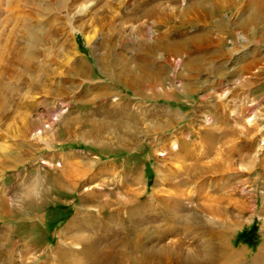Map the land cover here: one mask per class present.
I'll return each instance as SVG.
<instances>
[{"label": "rangeland", "instance_id": "374dc122", "mask_svg": "<svg viewBox=\"0 0 264 264\" xmlns=\"http://www.w3.org/2000/svg\"><path fill=\"white\" fill-rule=\"evenodd\" d=\"M104 1L77 0L73 4L69 2L70 7H63L58 15L60 19L54 26L57 30L55 37L50 31L41 33V35L46 34L51 37L50 44H44L36 38L33 40L31 35L37 31H45L51 24L52 13H49L44 7L50 6L53 9L57 5V0H28V3H22L12 12L24 14L26 18L21 20L28 24L26 28L30 34L21 39L18 31L15 36L18 39L17 46L24 47V44L27 43L39 45L41 47L40 55L49 54L53 57L50 66L56 70L55 76L51 79L55 93L49 95L48 99L68 102V106L61 105V109L52 111V108H48L40 102L43 99V94L27 88L23 82H21V87L17 85L18 90L14 98H24L27 100L26 103L18 107L14 102H8L6 110L0 112V192H8L10 187L16 189L19 183H23L27 173L33 174L34 172L40 173L44 186L53 187L51 179L67 167V159H63L61 155L65 152H73V158L78 160L90 158L95 162V168L97 166L102 168V175L95 182L102 178L106 181L112 178L116 179V177L122 178L121 167L116 170V175H112L108 173L107 163L119 164L134 160L136 162L135 169L143 182L142 198L147 199L150 196L156 180L163 184V190L160 192L169 195L173 192L170 183L179 181L185 171L179 165L182 162L176 156L174 157L173 150H170L172 136L176 135L179 155H185V158H182L184 163L193 159H200V161L209 159L214 156L215 151L206 148L209 133L205 128H201L205 124L206 116L216 115L219 120L215 125H225L226 121L233 123L232 120L241 121L240 117L243 116L245 119L250 113V111L247 112L251 97L249 90L260 89L264 93V28L251 34L241 27L235 26L250 16L249 7L240 4L238 8L224 9L219 15L213 14L212 18L207 21H198L191 16L182 18L179 12L190 0H166L167 7L174 6L177 10H175L176 14L173 12L169 14L162 25H152V19L142 16L141 20L145 21L144 25L140 24L141 20L125 23L122 30L119 31L114 26L101 27L91 22L95 9ZM132 1L134 0H122L119 10H130ZM136 1L142 2V0ZM144 1L142 5L146 8L151 5V1L163 0ZM7 2L8 0H0V28L2 20L9 14ZM20 10L23 12H19ZM117 11L118 8H115L116 13ZM218 16L226 19V26L232 24L229 26L230 28L227 26L229 30L224 33L211 29ZM22 22H19V27L23 25ZM209 30H211L212 36L215 37L216 34H219V38L224 40V50L228 47L232 51L227 56L214 54L210 63L218 67L223 63L224 66L213 72L199 71L195 66L186 64L191 58L210 54L212 50L210 47L190 43L185 48L177 46L176 53H173L161 47L151 46V41L158 32L164 33L167 41L180 42ZM241 37L243 40L239 41ZM120 51L125 54L124 62L130 67H135V74L141 73L137 66H144L157 70L160 79L144 87L143 93L134 92L115 82V79H112L111 71H116L115 67L117 66L115 65L118 63ZM94 57L102 58L101 63L109 71L106 76L100 72V62H98L99 65H96ZM255 57L258 62L249 64ZM80 59L87 60L93 67L92 73L83 77L86 81H81L82 77H77L74 69L75 63ZM235 60L239 61L234 63ZM248 64L250 66L246 67L245 71L240 70L236 75L235 71L231 70L233 66H247ZM118 68H121V64L118 65ZM11 80L13 83L20 82L19 77ZM71 81L76 87L66 91ZM235 81L238 83H233ZM57 85H60L61 89H58ZM80 90L82 92H79ZM97 92L101 96L95 98ZM262 92L255 97L256 101L264 102ZM116 98L120 104L129 103L134 110L143 106L151 113V116H155V119L151 117L155 122L149 121L150 118L142 121L141 127L147 131L141 133L136 142H130V139L126 137L124 142L129 143L128 146L105 149V146L99 147L81 139V126L95 124L96 120L103 117V110L98 107L112 105L116 102L114 101ZM70 100H74V102L70 103ZM84 100L88 101L84 102ZM262 109H258L257 112L263 111ZM222 113L226 115V119L225 115L223 118ZM15 115L17 120L12 122ZM56 116L58 119L55 121L53 118ZM24 118L29 121L27 128L22 127L21 124ZM260 118L264 119V115L261 114ZM69 120L72 124L71 129L64 127ZM148 123H155L157 126L148 128ZM37 135L42 137L38 138ZM248 137L250 134L241 133L238 136L235 133L231 135L228 133L219 140L226 141L223 143L225 147L235 141L238 144L246 143L247 146H251L247 147L243 154L248 155L247 159L250 158L252 162H247L248 160L241 162L236 160L237 154L233 155L235 159L233 168L236 170L218 176V188L226 183L228 185L226 184L227 186L221 189L222 192L217 189L210 191V194L228 199H230L229 197L234 200L240 199L244 202L245 207L241 212L228 205L233 216L232 222L226 228L220 229L219 233L225 235V238L222 243L218 242L217 245L221 252L224 250L223 242L224 244L230 242L232 249L245 246L247 248L246 256L250 257L255 254L262 242L261 228L264 226V170L260 167L262 159L264 160V130L255 137L252 145H249L251 140L247 139ZM163 148L169 154L166 156L156 155L154 151ZM43 160L52 165L42 164ZM56 163H60V166ZM243 165L245 169H242ZM195 174H200L199 168ZM162 177L165 180H161ZM225 180L227 182L223 184ZM85 184L82 179H78L76 185L65 191V196L60 198L52 196L50 200L43 203L41 230L43 239L50 245L56 243L58 231L75 215V209L80 206L82 194H84ZM110 186L111 184H107L106 187ZM243 187L246 188L244 193L241 192ZM199 190L196 188L194 195L200 194ZM195 202L185 200V204L180 206L179 210L184 211L183 206L191 207L196 204ZM6 203H8L7 200ZM224 204L222 203V205ZM219 225L220 223L217 222V226ZM252 226L257 228L256 242L248 245L237 235L242 231L249 230ZM6 227H9L7 222L0 220V246L2 245L4 248L6 247L4 245L6 237L3 236L2 231ZM201 239L203 241L202 237ZM217 241L215 240L216 243ZM0 251H2L1 248ZM16 252L18 251L16 250ZM238 258L236 257L235 261H238ZM224 259L225 256L219 254V261L222 262ZM219 261L217 264H220ZM200 264L206 263L202 261Z\"/></svg>", "mask_w": 264, "mask_h": 264}, {"label": "bare ground", "instance_id": "6f19581e", "mask_svg": "<svg viewBox=\"0 0 264 264\" xmlns=\"http://www.w3.org/2000/svg\"><path fill=\"white\" fill-rule=\"evenodd\" d=\"M76 1L57 0V5L53 9L50 6L44 7L49 13H52L51 24L45 31H37L31 35L33 40L36 38L44 44H50L51 37L46 34L41 35V33L50 31L55 37L57 30L54 26L59 22L58 15L61 9L70 7L68 3L73 4ZM121 2L122 0H105L95 9L91 22L101 27L114 26L120 31L125 23L140 21L142 16L152 19V25H162L166 21V17L172 12L176 14L175 10H177L174 6L167 7L166 0L151 1V5L146 8L142 5L144 0L142 2L134 0L131 2L130 10L120 11ZM22 3H28V0H8L9 14L2 20L0 28V112L6 110L8 102H14L18 107L26 103L27 100L24 98H14L18 86L21 87V82L27 88L43 94V99L40 102L48 108H52V111H57L62 108L61 105L68 106V102L48 99L49 95L55 93L51 79L55 76L56 70L50 66L53 57L49 54L40 55L41 47L39 45L27 43L24 44V47L17 46L18 39L15 36L18 31L21 39L30 35L26 28L28 24L21 20L26 18L24 14L12 13ZM240 4L249 7L251 11L250 16L245 21H241V28L251 34L262 30L264 28V0H192L179 12L182 18L191 16L198 21H207L212 18L213 14L219 15L224 9L238 8ZM115 8H118L117 13ZM19 22L23 23L21 27L18 25ZM226 23L224 17L218 16L211 29L222 30L226 27ZM140 24L144 25L145 21ZM210 31L183 39L180 42L167 41L165 34L158 32L151 41V46L176 53L177 46L185 48L190 43L198 45L215 43L218 45L217 50L215 47H210L212 49L210 54L191 58L186 63L189 66H195L199 71L213 72L224 66L223 63L219 67L210 63L214 54L227 56L232 51L228 47L224 50V40L219 38V34H216L215 37L212 36ZM242 40V37L239 38V41ZM124 58L125 54L120 51L118 63L115 65L117 66L115 67L116 71L110 70L113 73H110L112 79L122 84L123 87L143 93L144 87L160 79L157 70L144 66H137L141 73L135 74V67L128 66L124 62ZM94 61L96 65H99L98 62H100V72L106 76L109 71L101 63L102 58L94 57ZM238 61L233 62L237 63ZM257 62L258 60H253L249 64ZM119 64H121L120 69L118 68ZM249 64L233 66L231 70L235 71L236 75L240 70L245 71L246 67L250 66ZM74 69L77 77H82L81 81H86L83 77L90 75L93 71L92 65L85 59L76 62ZM15 77H19L20 82L13 83L11 79H15ZM233 83L237 84L238 82ZM57 87L61 89L60 85ZM75 87L76 85L71 81L66 91L73 90ZM261 92L260 89L249 90L251 97L247 112L250 111V113L245 119L243 116L240 117L241 121L232 120L233 123L226 121L225 125H215L219 118L214 114L206 116L205 124L201 126L209 133L206 148L215 151L214 156L209 159L202 161L193 159L194 161L184 163L182 158H185V155H179L176 135L172 136L170 150H173L172 155L182 162L179 165L185 171L179 181L170 183L173 192L169 195L160 192L163 190V184L156 180L150 196L143 199V182L135 169L136 162L134 160L119 164L107 163L108 173L112 175H116V170L121 167L122 178L115 176L116 179L112 178L109 181L102 178L95 182L102 175V168L100 166L95 168L96 164L90 158L78 160L69 157L66 161L67 167L51 179L53 187L43 185L40 173H27L23 183H19L16 189L10 187L8 192H0V220L6 221L9 226L2 231L3 236L6 237L4 240L6 247L0 246L2 250L0 251V262L2 264H200L203 261L206 264H217L219 254H222L225 259L222 262L219 261L220 264H264V226L261 228L262 242L254 255L247 257L245 246L232 249L230 242L229 244L223 242L224 250L223 252L219 251L217 244L218 242L222 243L225 238V235L220 234L219 231L226 228L233 218L228 205L241 212L245 204L240 199L234 200L228 195L227 197L230 199L210 194V191L217 189L222 192L221 189L228 185L225 180L223 184L227 185L218 188V176L236 170L233 168L235 162L233 155L237 154L236 160L241 162L247 160V162H252L250 158L247 159L248 155L243 154V151L251 146H247L246 143L238 144L235 141L225 147L223 143L226 141L219 140L228 133L230 135L235 133L238 136L242 133L250 134V137L247 138L251 140L249 145L254 143L255 137L264 130V119L260 118L261 114L264 115V106H262L264 102L255 99ZM262 95L264 99L263 92ZM100 96L99 92L95 94V98ZM87 101L84 100V102ZM73 102L74 100H70V103ZM98 108L103 110V117L96 120L95 124L81 126L80 138L99 147L105 146V149L128 146L129 143L124 142L126 137L130 139V142L138 141L140 134L147 131V129H142L141 122L149 118V121L155 122L152 119H155V116H151V113L143 106L134 110L127 102L120 104L116 101L112 105L106 107L100 105ZM255 108L256 110H254ZM258 109L263 111L257 112ZM222 115L224 118L225 114L222 113ZM14 117L12 122L17 120V116ZM57 117H54L53 120L56 121ZM21 124L22 127L27 128L29 121L24 118ZM154 126L157 124H147L148 128ZM64 127L72 128L70 120ZM37 137L41 138L42 136L37 135ZM189 137L191 138L190 134ZM154 152L158 156L169 154L164 148ZM41 163L52 165L45 160ZM56 164L60 166V163ZM260 167L264 170L263 159ZM198 168L199 175L195 174ZM242 169H245L244 165ZM239 173L243 175V173ZM78 179H82L86 183L83 187L84 194H82L80 206L75 209L76 212L72 219L58 231L56 243L50 245L43 239L41 207L52 196L55 198L65 196V191L76 185ZM162 179L165 180L163 177ZM107 184H111V186L107 188ZM196 188L200 189V194L194 195ZM208 188L210 190H207ZM245 190L246 188L243 187L241 192L244 193ZM185 200L188 202L190 200L192 203L196 201V204L187 208L183 206L185 210L180 211L179 208L185 204ZM222 203L225 204L222 205ZM217 222L220 223L219 226H217ZM215 240H218L217 243ZM236 257H239L238 261H235Z\"/></svg>", "mask_w": 264, "mask_h": 264}, {"label": "trees", "instance_id": "16d2710c", "mask_svg": "<svg viewBox=\"0 0 264 264\" xmlns=\"http://www.w3.org/2000/svg\"><path fill=\"white\" fill-rule=\"evenodd\" d=\"M257 228L252 226L249 230L247 231H242L240 232L237 237L242 240L244 243L248 245H252L256 242V236H257Z\"/></svg>", "mask_w": 264, "mask_h": 264}, {"label": "crops", "instance_id": "0c3cea01", "mask_svg": "<svg viewBox=\"0 0 264 264\" xmlns=\"http://www.w3.org/2000/svg\"><path fill=\"white\" fill-rule=\"evenodd\" d=\"M190 1H192V0H190ZM230 25H232V24H228L227 26L229 27ZM224 27V29H222V30H219L218 32H221V33H224V31H226V30H229L228 29V27ZM235 26H239V27H241V23L239 22L237 25H235ZM230 28V27H229ZM201 45H203V44H201ZM211 45H214V46H211ZM203 46H206V47H217L218 45H216L215 43L214 44H205V45H203ZM253 60H258V59H256V57H255V59H253ZM73 155H74V153L73 152H65V153H63L61 156L63 157V159H68L69 157H73Z\"/></svg>", "mask_w": 264, "mask_h": 264}]
</instances>
